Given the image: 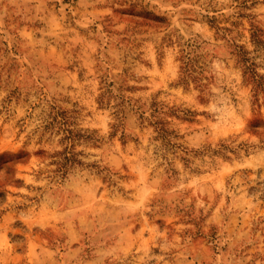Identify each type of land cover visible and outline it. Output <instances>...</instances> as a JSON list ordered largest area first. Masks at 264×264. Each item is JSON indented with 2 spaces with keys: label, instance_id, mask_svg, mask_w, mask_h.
I'll list each match as a JSON object with an SVG mask.
<instances>
[{
  "label": "rangeland",
  "instance_id": "obj_1",
  "mask_svg": "<svg viewBox=\"0 0 264 264\" xmlns=\"http://www.w3.org/2000/svg\"><path fill=\"white\" fill-rule=\"evenodd\" d=\"M252 25L264 0H0V264H264Z\"/></svg>",
  "mask_w": 264,
  "mask_h": 264
},
{
  "label": "trees",
  "instance_id": "obj_2",
  "mask_svg": "<svg viewBox=\"0 0 264 264\" xmlns=\"http://www.w3.org/2000/svg\"><path fill=\"white\" fill-rule=\"evenodd\" d=\"M250 39L252 44L255 45V47H259L260 49H262L264 55V38L262 29H260V27L252 25ZM237 48L239 49L236 55L238 57L239 62L243 65V75L245 77V80L252 85V91L255 100L259 94H262V96L264 97V75L258 73L254 64L252 62H249V58L247 57L248 52L241 46H237ZM190 60L192 61V59ZM190 60L188 59L184 62L182 70L185 71L187 67L190 66ZM189 77L190 76L187 75L184 76L182 81L186 82ZM18 155L14 156L17 157Z\"/></svg>",
  "mask_w": 264,
  "mask_h": 264
}]
</instances>
